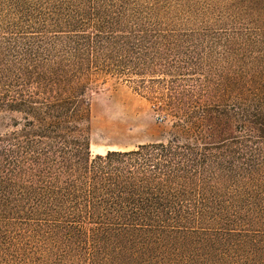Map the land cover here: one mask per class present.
I'll use <instances>...</instances> for the list:
<instances>
[{
    "label": "trees",
    "instance_id": "16d2710c",
    "mask_svg": "<svg viewBox=\"0 0 264 264\" xmlns=\"http://www.w3.org/2000/svg\"><path fill=\"white\" fill-rule=\"evenodd\" d=\"M109 77L180 134L92 155ZM0 264H264V0H0Z\"/></svg>",
    "mask_w": 264,
    "mask_h": 264
},
{
    "label": "rangeland",
    "instance_id": "374dc122",
    "mask_svg": "<svg viewBox=\"0 0 264 264\" xmlns=\"http://www.w3.org/2000/svg\"><path fill=\"white\" fill-rule=\"evenodd\" d=\"M211 1L215 0H207ZM90 104L92 155L133 149L180 134L172 119L156 111L152 102L137 93L130 82L109 77L93 89Z\"/></svg>",
    "mask_w": 264,
    "mask_h": 264
},
{
    "label": "bare ground",
    "instance_id": "6f19581e",
    "mask_svg": "<svg viewBox=\"0 0 264 264\" xmlns=\"http://www.w3.org/2000/svg\"><path fill=\"white\" fill-rule=\"evenodd\" d=\"M114 149V148H113ZM99 153H102V152H99Z\"/></svg>",
    "mask_w": 264,
    "mask_h": 264
}]
</instances>
